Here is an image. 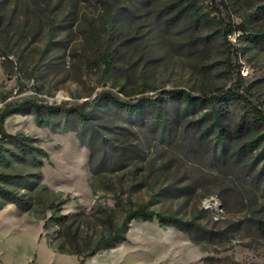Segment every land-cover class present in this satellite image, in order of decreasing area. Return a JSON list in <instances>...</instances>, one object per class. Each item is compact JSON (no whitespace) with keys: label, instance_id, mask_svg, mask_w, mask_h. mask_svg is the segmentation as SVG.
I'll use <instances>...</instances> for the list:
<instances>
[{"label":"rangeland","instance_id":"374dc122","mask_svg":"<svg viewBox=\"0 0 264 264\" xmlns=\"http://www.w3.org/2000/svg\"><path fill=\"white\" fill-rule=\"evenodd\" d=\"M227 2L247 30L229 37L243 89L264 110V0ZM10 55L0 62V112L24 101L87 111L102 91L165 101L160 114L131 119L102 105L86 125L72 114L67 125L40 126L33 109L9 117L7 132L48 157L14 144L0 156L10 178L1 185L28 203L0 200V264H80L140 205L205 232L134 221L125 241L84 264H264V179L252 181L263 163L250 171L258 151L238 154L262 131L237 108L220 144L208 108L185 115L184 101L164 94L200 97L233 84L209 2L0 0V58Z\"/></svg>","mask_w":264,"mask_h":264},{"label":"trees","instance_id":"16d2710c","mask_svg":"<svg viewBox=\"0 0 264 264\" xmlns=\"http://www.w3.org/2000/svg\"><path fill=\"white\" fill-rule=\"evenodd\" d=\"M203 2H209L213 11L216 13L217 23L219 24L224 44L226 46L228 55V72L230 78L233 80V84L229 88H221L213 93L204 94L200 97H195L183 90H166L164 94L167 98L174 100L184 101V107L181 110L187 115L188 112H195V110L202 106L208 108L209 114L213 117L214 126L217 128L216 142L222 144L228 137V134L224 130L225 119L233 117L234 112L237 110L240 112L241 122L249 123L253 122L257 124L262 133L253 139L250 143L242 146L238 154H246L257 150V156L250 165V171L256 165L263 163L260 169L259 175L252 181L258 183L264 179V110L260 109L258 102L253 99L252 95L243 89L242 77L240 72V65L238 64L239 49L231 43L229 37L241 33L242 36L247 35V30L244 25H237L232 17L229 4L227 0H201ZM264 9V6L262 7ZM109 56V55H107ZM108 58V57H107ZM106 58V59H107ZM163 97H151L143 96L133 101L122 100L118 95L109 91H102L93 100L89 110H84L81 107L63 108L61 106L43 105L34 101H24L20 103H8L4 109L0 112V156L4 157V152H9L7 149L8 144H14L17 148H22L31 158L35 157V152H40L45 157H48L47 153L43 150L33 147L28 143L31 140L29 137H22L20 135H11L7 132L5 124L6 120L15 115L23 114L29 109H33L36 113V120L40 126L47 125L52 122L51 118H60L65 122V125L69 123V116L73 114L74 118H79L83 125L89 124L91 118L94 116V110L102 105H111L114 109L123 112L126 119H131L133 116L138 118L144 117L146 114L158 112L160 114L164 107ZM208 114V115H209ZM183 117V116H182ZM181 118V117H180ZM199 121L197 124H200ZM5 158V157H4ZM240 159L238 157L237 161ZM219 160H225V158H219ZM39 165H43L40 162ZM9 177L0 175V200L15 204L20 208H27L28 203L25 199L17 195L16 193L8 190L1 182L8 183ZM65 204V201L60 202L58 205L51 204L50 209H60ZM154 221L157 220L160 224L165 226H171L178 228L186 233H200L205 232L200 228L197 223L194 222H182L172 216H165L155 211L149 210L148 205H140L136 208H131L126 212L124 220L121 226L114 228L110 231L109 235L99 239L95 245V248L87 255L83 256L80 264H84L85 258L88 256H94L99 251L116 246L118 243L126 240V233L130 227V224L134 221ZM258 230L264 235V222H257Z\"/></svg>","mask_w":264,"mask_h":264},{"label":"built area","instance_id":"2783aa9c","mask_svg":"<svg viewBox=\"0 0 264 264\" xmlns=\"http://www.w3.org/2000/svg\"><path fill=\"white\" fill-rule=\"evenodd\" d=\"M7 58L9 59V60H12L13 59V56H7V57H1L0 58V62L2 61V60H7Z\"/></svg>","mask_w":264,"mask_h":264}]
</instances>
